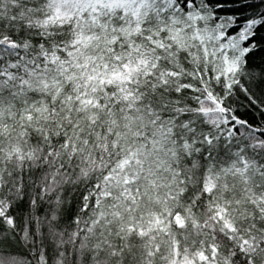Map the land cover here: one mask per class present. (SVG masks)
Masks as SVG:
<instances>
[{"label": "snow or ice", "instance_id": "obj_1", "mask_svg": "<svg viewBox=\"0 0 264 264\" xmlns=\"http://www.w3.org/2000/svg\"><path fill=\"white\" fill-rule=\"evenodd\" d=\"M0 264H264V0H0Z\"/></svg>", "mask_w": 264, "mask_h": 264}]
</instances>
